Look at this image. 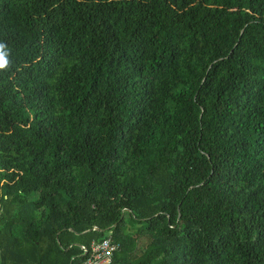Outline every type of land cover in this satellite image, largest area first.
Instances as JSON below:
<instances>
[{"label": "trees", "instance_id": "1", "mask_svg": "<svg viewBox=\"0 0 264 264\" xmlns=\"http://www.w3.org/2000/svg\"><path fill=\"white\" fill-rule=\"evenodd\" d=\"M0 264H264V0H0Z\"/></svg>", "mask_w": 264, "mask_h": 264}, {"label": "built area", "instance_id": "2", "mask_svg": "<svg viewBox=\"0 0 264 264\" xmlns=\"http://www.w3.org/2000/svg\"><path fill=\"white\" fill-rule=\"evenodd\" d=\"M84 259L78 264H110L118 245L113 243L111 238L100 242H92L89 248L81 247Z\"/></svg>", "mask_w": 264, "mask_h": 264}, {"label": "clouds", "instance_id": "3", "mask_svg": "<svg viewBox=\"0 0 264 264\" xmlns=\"http://www.w3.org/2000/svg\"><path fill=\"white\" fill-rule=\"evenodd\" d=\"M4 48V44L0 43V69H4L8 65L7 54L3 50Z\"/></svg>", "mask_w": 264, "mask_h": 264}]
</instances>
